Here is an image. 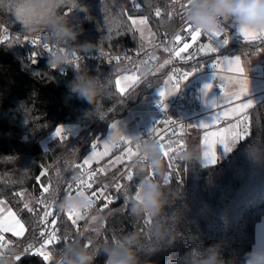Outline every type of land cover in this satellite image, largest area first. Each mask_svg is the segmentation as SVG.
I'll return each instance as SVG.
<instances>
[{"label": "trees", "instance_id": "16d2710c", "mask_svg": "<svg viewBox=\"0 0 264 264\" xmlns=\"http://www.w3.org/2000/svg\"><path fill=\"white\" fill-rule=\"evenodd\" d=\"M26 4L0 0V199L27 229L18 236L6 234L9 242L4 249L18 253L42 241L43 200L52 207L59 230L52 244L53 264L77 233V225L63 209L66 184L86 166L83 161L108 126L170 73V67L156 73L144 67L138 85L126 95L118 91L117 76L128 68H141L110 58L139 49L138 30L127 16H146L156 38L172 32L177 20L167 14L170 0H138L136 6L133 0H49L53 24L37 31L16 22L29 9ZM68 8L71 13L65 14ZM4 26L14 31L7 40L1 36ZM39 32L70 57L91 56L76 63L57 59L31 44L29 37ZM261 47L264 38L235 37L220 52L202 54L187 67L248 50L254 54ZM82 88L93 90L91 101L81 95ZM245 116L250 134L225 159L210 166L200 161L203 131L191 130L189 121L181 137L187 150L178 164L181 182H166L162 178L166 166L161 164L145 184L154 187L152 204L137 202L134 194L148 174L140 164L133 181L121 182L113 202L100 213L99 233L90 237L83 230L61 264H107L116 241L122 245L117 261L128 264H247L257 223L264 216V99ZM67 126H75V134L66 130L67 136L59 139V130ZM119 171V167L107 171L102 183L112 181ZM42 184L48 186L46 193ZM0 264L47 263L29 253L19 262L0 260Z\"/></svg>", "mask_w": 264, "mask_h": 264}, {"label": "built area", "instance_id": "2783aa9c", "mask_svg": "<svg viewBox=\"0 0 264 264\" xmlns=\"http://www.w3.org/2000/svg\"><path fill=\"white\" fill-rule=\"evenodd\" d=\"M216 2L217 0H170L167 14L171 18L177 20V25L172 32L165 34L161 38L154 37L148 42H141L138 50L111 55L110 58L115 62H131L149 69L152 68L154 62L158 61L159 63L165 57H170L172 59L170 75L173 74L174 70L177 76H179L182 71L186 70H196L198 74L193 77L191 82L186 86L185 82H181V91L175 96L168 98L166 101L167 105L164 108H161L160 101L152 103L151 107L154 112L152 126L142 128L137 140L128 143L130 145L124 143L116 148L115 154L124 157L128 148L132 147L133 155L123 160L119 159L117 167L120 168V171L112 181L109 183H102L106 172L103 170L101 164L98 163L91 166H83L78 174L66 184L64 188V201L67 196L77 192H84L89 196V202L84 208V212L88 215L87 221H89L94 214L103 213L106 210L109 204L106 205L105 198L110 200L111 203L113 202V192L119 188L117 185H120L123 181H133L136 168L140 164L147 167L148 174L146 181L134 194V199L137 202H142L147 206L152 204V194L146 189L145 184L152 180L157 172V167L161 164H165L166 166V170L162 174V178L166 182L172 180L181 182L182 179L178 164L183 160L187 152L186 142L181 138V131L183 132L187 128V123L190 121L188 118L184 117V114L193 113L199 103L198 78L204 73L219 72V66L214 68L210 66L209 62L201 63L200 66L191 68L187 67V64L190 61H196L200 55L204 54L202 53V49L207 44H210L212 48L218 49L216 52L218 53L235 40L233 28L238 18L227 13L224 15H217L214 7ZM214 16L218 19V25L216 23H203L205 18L211 20ZM189 25L201 30V36L196 42H193L190 35L185 31ZM5 30L7 33H5ZM12 32L14 31L4 26L1 36L4 37L6 34L9 35ZM180 34L182 35V41L179 42L180 45L186 41L192 43L193 47L190 48L188 52L182 53L181 57L177 58L172 49L177 46L174 44V39ZM29 38L31 39L30 42L32 45L39 46L43 50L49 51L50 54H53L55 58L60 60L76 63L86 56H91L88 53L81 54L78 58L75 56H68V53L63 52L59 47L47 40L46 33L39 32ZM33 41H37V43H33ZM200 46H202L201 50H199ZM165 49L168 51H165ZM189 55L191 56L190 60L185 58ZM154 56L155 58L153 59ZM215 62L216 61H213V63ZM211 84L214 85L212 91L216 95H220L226 90V85L217 78L213 79ZM221 84L224 85L223 88L220 87ZM188 98H190L188 103H185V100ZM165 120L170 122L168 126L169 131L166 134L167 139H164L163 136L158 135L155 131L157 128L163 130L164 127H166V125L162 123ZM172 129L176 130V135H171ZM136 145H138V149H135L134 146ZM180 145H183V147L180 148ZM129 176H131V179H129ZM94 181L96 183H94ZM95 186L97 187L95 188ZM101 188L104 189L103 195L97 197L96 193L100 192ZM64 208L65 204L63 206V209ZM45 209L53 214L52 207L44 205V210ZM45 219H51V217L46 218L44 215L42 216V230L47 234H51L53 232V227H46L45 224H43ZM52 224L55 228L54 242H56L59 237L56 220L52 221ZM83 228L84 226H81V228L78 229L76 236L67 243L66 249L60 252V255L53 264L62 263L74 242L80 237ZM5 236V233L0 232V260H18V257L22 258L29 253L38 252L39 248L49 239V236L46 235L39 244H35L30 250L9 253L4 249V246L9 242L7 236Z\"/></svg>", "mask_w": 264, "mask_h": 264}, {"label": "rangeland", "instance_id": "374dc122", "mask_svg": "<svg viewBox=\"0 0 264 264\" xmlns=\"http://www.w3.org/2000/svg\"><path fill=\"white\" fill-rule=\"evenodd\" d=\"M25 1L28 6L27 11H22L19 16L16 19V22L20 21L21 24L26 25L28 28H34L33 30H43L50 28L53 24L52 22V10L50 11V8H47V4H49V0H23ZM52 4H50L51 6ZM39 10V11H38ZM12 15V17H14ZM146 16H139L134 19H141ZM138 30L139 38L141 39L142 43L148 42L150 39H153L155 36L151 31V27L149 24V21L147 20V23L145 25H136ZM23 26V25H22ZM264 37V36H263ZM210 44H207L206 46H209ZM211 46V45H210ZM250 53V55H258V59L261 60V62H264V47L258 48V50L252 54L251 51H246V53ZM155 56L153 57V59ZM257 59V60H258ZM172 65V59L170 57H165L163 60H161L159 63L158 61L154 62L152 68H150V71L152 73L159 72L160 70H163L167 67H170ZM140 69L135 68H128L125 72L119 74L116 78V81L120 80L124 76L132 75L138 77V82L134 85H138L140 82V70H145L144 67L140 66ZM261 67H264L263 64ZM170 75L167 74V76L164 78L163 83L156 87L154 90H152L150 93H146L139 101H136L133 103V105L129 106L128 111L126 115H124L122 118L116 119L113 121L107 129V133L104 136V138L97 139L95 144L97 147H94L90 153L87 155L85 160L88 159V157L92 156L94 152L103 153L105 152V146L108 145V154L103 156L94 157L91 159L90 163L86 166H91L100 163L103 170H107L108 168L113 167L119 162L120 155L115 154L116 148L120 144H128L131 143L139 137V121L143 117L151 118V115L153 114V109L151 107L152 103L159 102V89L165 87V84L167 83L168 89L171 91L173 88V84L168 82V77ZM117 85V83H116ZM134 86L130 85L129 90L133 88ZM118 88V86H117ZM124 95L123 93H121ZM177 93H173L170 97L175 96ZM169 97V98H170ZM246 116H243L240 121L234 123V125H227V128H234L236 125H239L238 131H244L245 129L248 130L249 133V127L247 126L246 122ZM249 120V118L247 119ZM113 125H116V128H113ZM147 127H151L150 124ZM65 128V127H64ZM222 128V127H221ZM220 128V129H221ZM65 130H68L71 134H75L76 127H66ZM211 131L217 130L216 127L210 129ZM246 130L244 132H246ZM225 128L221 131L224 132ZM208 133L204 132L201 134V149H200V161L203 166H210L217 164L219 161H222L225 159L228 154L237 147V145L240 143L242 139H240L238 142L232 140L229 138L226 143L227 146L231 149L230 151H227L225 149V142L216 141L215 143H209L205 144L204 137ZM99 138V137H98ZM123 141V142H122ZM210 153H215V160L216 163L212 162V156L208 155ZM146 189L149 191V193L154 192V187L150 184L146 187ZM83 192H77L73 195H69L65 199V210L66 214L72 219V221L75 222L76 231L81 228V226H84L83 230H86L90 237L96 236L101 228L103 227V219L100 213L94 214L89 221L88 215L83 211V208L88 204L89 200L87 196ZM26 201H28L26 199ZM9 211L13 212L10 205L0 199V221L3 220L5 217L8 216ZM71 214V215H69ZM82 223V224H81ZM0 231L5 233L4 230L0 228ZM48 242V241H47ZM47 242L43 244L38 250L43 251V255L45 256V261L47 264H50L54 260V253L52 251V245L44 247ZM122 250V245L119 241H116V247L109 258V261L107 264H115L117 259L120 256Z\"/></svg>", "mask_w": 264, "mask_h": 264}, {"label": "snow or ice", "instance_id": "6c2138e0", "mask_svg": "<svg viewBox=\"0 0 264 264\" xmlns=\"http://www.w3.org/2000/svg\"><path fill=\"white\" fill-rule=\"evenodd\" d=\"M138 2V0H133V6H136V3ZM71 13V8L66 9L65 14H70ZM155 15L157 17H159L161 15L160 11L157 10L155 12ZM128 18H130L131 23H135L136 25L140 26V25H145L147 23V17L141 18V19H134L132 17V15H128ZM185 31L190 35V38L193 42H196L199 37L201 36V30L197 29V28H193L191 25L187 26V28L185 29ZM5 33H7V31L5 30ZM9 39L8 35L6 34L4 36V40ZM182 41V35L180 34L179 36H177L174 39V44H176L177 46L172 49V51L174 52L175 57L179 58L181 57L182 53H186L188 52V50L190 48L193 47L192 43H188V42H183L182 45H180L179 42ZM33 43H37V41H33ZM201 47H199V50H201ZM165 51H168L167 49H165ZM218 51V49L212 48L210 45L209 46H204L202 49V53H204L205 55H211L214 54ZM190 55L185 57L186 59L190 60ZM226 62L228 64H232L233 67L230 69L232 72H236L239 73L241 76L244 75V69H243V62L240 58H236L235 60L229 58L228 60H226ZM221 61L217 60L215 63H213L212 61H209L210 66L216 68L220 65ZM198 71L196 70H186V71H182L179 76L176 75L175 70L173 71V74L170 75L168 77V82L173 84V88L171 89V91L168 89L167 87V83L165 84V87L160 88L159 89V97H160V106L161 108H164L167 103L166 101L168 100V98L173 94V93H179L181 91V82H185V86L191 82V79L195 76H197ZM206 78V77H205ZM138 77L136 76H132V75H128V76H124L122 77L120 80L116 81L117 86H118V91L120 93L123 94H127V92L129 91V86L132 85L134 86L137 82H138ZM246 84V82H245ZM221 88L224 87L223 84L220 85ZM210 89H214V85L213 84H208L205 83L204 87L202 88V93L205 96L210 95ZM247 92V88L246 86L244 88L241 89V92L239 95H231L228 97L227 103L229 105H232L230 108H227V110H223L221 111L222 116L224 117V119L230 120V121H240L241 118L244 116L245 111L248 110L249 108L252 107L251 104H243L242 100L244 98V95ZM211 104H215L216 107H220L218 102L213 101ZM239 105V107H237ZM164 125H166V127H164L163 130L157 128L155 131L158 133V135L163 136L164 139H167V133L169 131V124L170 122H168L167 120L162 122ZM249 126H250V119L248 121ZM221 124V118L217 117V123L215 125H209V124H203L200 125V127L205 130L206 133H208L205 137H204V142L205 144H209V143H215L216 141H220V142H225V149L227 151H230L231 149L227 146L226 141L231 138L232 140L238 142L239 139L242 138H246L248 134V132H239L238 128L239 125H236V127L234 128H227L225 127V131L221 132L219 125ZM216 126L217 130L211 131L210 129ZM113 128H116V125H113ZM176 130L172 129L171 135H176ZM182 134V131H181ZM58 138L59 139H64L67 134H66V130L65 129H60L58 132ZM123 142V141H122ZM126 145H130V144H126ZM94 147H97V145H95ZM135 149H138V145L134 146ZM183 145H180V148H182ZM108 145L105 146V152L103 153H98V152H94L92 156L88 157L87 160L83 161L84 165H87L90 163L91 159H93L94 157H98V156H103V155H107L108 154ZM133 155V148L129 147L127 152H125L124 157H120L119 159L123 160L128 156ZM208 155L212 156V162L216 163L215 160V153H210ZM44 171V170H42ZM43 175H47V171H44ZM41 175V176H43ZM129 179H131V176H129ZM41 187V191L43 193H46V190L48 188V186L45 185H40ZM117 187H119V185H117ZM104 192V189L101 188V191L96 193V196H102ZM105 202L106 205L110 204L111 201L107 200V198H105ZM27 211H29L30 213L33 211H38L37 209H32L29 210L28 208H25ZM41 209H44V201H41ZM43 215L48 218L51 217V219H45L43 224H45V226H52L53 227V232L51 234H47L45 231L42 230L43 235L41 238L45 237L46 235L49 236L48 242L44 247L50 246L53 244V242L55 241V228L54 225L52 224V221L55 220V217L53 216V214L48 211V210H43ZM71 215V214H69ZM7 218L9 220L12 221L11 224L8 225V231L6 233H10L11 235L15 234V235H19V233L21 231L26 232L27 229L25 228V225L21 222V220L16 216V214L14 212L9 211ZM6 237V236H5ZM43 251L40 250V252H35V253H31L34 255H40L42 257L43 260H45V256L42 254ZM18 262L21 260V257H18Z\"/></svg>", "mask_w": 264, "mask_h": 264}, {"label": "crops", "instance_id": "0c3cea01", "mask_svg": "<svg viewBox=\"0 0 264 264\" xmlns=\"http://www.w3.org/2000/svg\"><path fill=\"white\" fill-rule=\"evenodd\" d=\"M249 21L250 22L247 24H241L240 21L237 20L233 28L234 37L238 38L241 41H255L264 38L263 37L264 27L255 26L257 21V16L255 14H250ZM258 57L260 56L250 55L248 53L222 56L218 59L221 61L219 65V72L204 73L198 78V89H199L198 107L196 108V110H194L193 113L184 114V117L188 118L191 121L189 125V128L191 130H201L203 131L202 132L203 134L205 130H203L200 127V125L203 124L215 125L217 123V117L221 118V124L219 125V127L222 128L220 129V131H222L225 128L224 126L227 127V125H232V124L234 125V123L238 122V121H230L224 119L221 111L225 109L227 110V108H230L232 106L227 103L228 97L231 95H239L241 89L244 88L245 86L247 88V92L244 95L242 103L251 104L252 107L245 111L244 116L250 109H252L254 106H256L260 101L264 99V67H261L262 64L264 66V62H261V60L258 59ZM229 58L233 60H235L236 58H240L242 60L243 69H244L243 76H241L239 73L232 72L230 70L233 67V65L228 64L226 62V60H228ZM215 78L219 79L226 85L225 92L220 95H216L213 93L212 89H210L211 92L210 95L205 96L202 93V88L204 87V84L205 83L211 84L213 79ZM213 101L218 102L220 107H216L215 104H211ZM237 107H239V105ZM153 114L151 115L150 119L146 116L139 121V133L142 128L149 126V124L150 126H152ZM214 127L216 126H213L212 128ZM244 131H240V132H244ZM116 163L118 164L119 162ZM115 167L116 165H114L111 168H108L107 170H105V172L110 171ZM85 195L89 200V196L87 194ZM11 223L12 221L9 220L7 217H5L3 220L0 221V228L5 231V234H10L6 232L8 231V225ZM23 233L24 232L21 231L19 235H22ZM247 264H264V216L257 223L255 243L252 249L251 257L247 262Z\"/></svg>", "mask_w": 264, "mask_h": 264}, {"label": "clouds", "instance_id": "9594fccd", "mask_svg": "<svg viewBox=\"0 0 264 264\" xmlns=\"http://www.w3.org/2000/svg\"><path fill=\"white\" fill-rule=\"evenodd\" d=\"M217 15L231 14L236 16L241 24L249 23V15L255 14L257 16L256 25L264 27V0H217L214 5ZM203 23H216L218 19L214 16L211 20L205 18ZM81 95L89 99L93 98V90L91 88L80 89ZM82 260L90 259L82 257ZM115 264H128L127 261H116Z\"/></svg>", "mask_w": 264, "mask_h": 264}]
</instances>
